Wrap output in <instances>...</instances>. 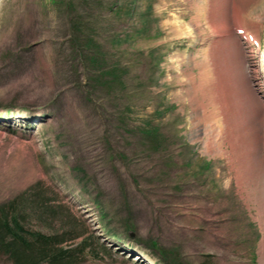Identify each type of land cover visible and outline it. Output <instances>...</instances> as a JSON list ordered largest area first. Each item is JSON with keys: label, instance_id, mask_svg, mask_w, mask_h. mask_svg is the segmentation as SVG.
I'll list each match as a JSON object with an SVG mask.
<instances>
[{"label": "rangeland", "instance_id": "rangeland-1", "mask_svg": "<svg viewBox=\"0 0 264 264\" xmlns=\"http://www.w3.org/2000/svg\"><path fill=\"white\" fill-rule=\"evenodd\" d=\"M262 54L264 0H0V207L65 264H264Z\"/></svg>", "mask_w": 264, "mask_h": 264}, {"label": "trees", "instance_id": "trees-1", "mask_svg": "<svg viewBox=\"0 0 264 264\" xmlns=\"http://www.w3.org/2000/svg\"><path fill=\"white\" fill-rule=\"evenodd\" d=\"M11 204H15V201ZM21 227L17 216L10 217L4 207H0V250L5 249L15 258V264H65L66 251L56 249L52 241L41 233L30 234Z\"/></svg>", "mask_w": 264, "mask_h": 264}, {"label": "crops", "instance_id": "crops-1", "mask_svg": "<svg viewBox=\"0 0 264 264\" xmlns=\"http://www.w3.org/2000/svg\"><path fill=\"white\" fill-rule=\"evenodd\" d=\"M256 95H257L258 101L256 100V97L254 95L253 96L255 98V101L258 102V104H256V102L251 104L252 108L249 111L252 112V113H256V114H258L260 112V114H261V127H263L262 128V132H261L262 133L261 138L263 137V139H264V107H263V104L261 103L262 100L260 98V95L258 93Z\"/></svg>", "mask_w": 264, "mask_h": 264}, {"label": "bare ground", "instance_id": "bare-ground-1", "mask_svg": "<svg viewBox=\"0 0 264 264\" xmlns=\"http://www.w3.org/2000/svg\"><path fill=\"white\" fill-rule=\"evenodd\" d=\"M243 29V28H242ZM251 33V32H250ZM247 34L248 36H246V39L248 40V42H251V43H253V44H257V45H259V43L258 42H256V41H254L256 38H257V34L256 35H253V34ZM259 38V37H258ZM258 38L256 39V40H258ZM261 57H262V62L260 63V65H261V73L263 74V76H262V79H263V81H264V54H262L261 55ZM216 126V125H215Z\"/></svg>", "mask_w": 264, "mask_h": 264}]
</instances>
